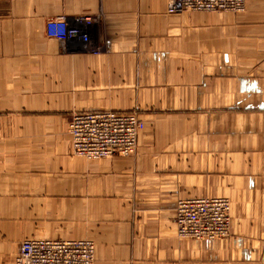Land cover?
Masks as SVG:
<instances>
[{"label":"crops","instance_id":"crops-1","mask_svg":"<svg viewBox=\"0 0 264 264\" xmlns=\"http://www.w3.org/2000/svg\"><path fill=\"white\" fill-rule=\"evenodd\" d=\"M250 11L0 0V264L26 239L92 240L95 264H264V15ZM99 13L88 43L46 34L52 17ZM138 109L136 154L73 155L72 112ZM194 197L231 200L228 238H178Z\"/></svg>","mask_w":264,"mask_h":264},{"label":"built area","instance_id":"built-area-1","mask_svg":"<svg viewBox=\"0 0 264 264\" xmlns=\"http://www.w3.org/2000/svg\"><path fill=\"white\" fill-rule=\"evenodd\" d=\"M247 0H167L169 13L245 12ZM99 22L95 16H82L73 22L64 17L48 20L46 34L60 41L81 38L88 43L90 28ZM71 126L72 153L90 160L136 154L144 122L136 113L110 110L75 112ZM231 201L228 198L180 199L176 209L178 238L182 241H218L231 232ZM94 241L26 239L21 242L13 264H95Z\"/></svg>","mask_w":264,"mask_h":264},{"label":"rangeland","instance_id":"rangeland-1","mask_svg":"<svg viewBox=\"0 0 264 264\" xmlns=\"http://www.w3.org/2000/svg\"><path fill=\"white\" fill-rule=\"evenodd\" d=\"M248 1V4H247V7H246V10H245V13L247 12V11H249V9H251V11H250V13H249V16H253V15H255L256 13H257V6H255V4H258L259 3V1H262V3L264 4V0H247ZM244 13V12H243ZM248 13V12H247ZM247 13L245 14V15H247ZM182 14H186V13H182ZM216 14H218V13H216ZM216 14H212V15H215V16H219V15H216ZM241 15H239V16H244V14H242V13H240ZM258 15H257V17H259V16H262V15H264V13L263 12H258L257 13ZM168 15V14H167ZM238 14H228L227 16H230V17H228L227 19H231V22L230 23H235V22H237V23H239L240 21H241V19L237 16ZM169 16H172V15H170L169 14ZM82 17V16H81ZM53 18V17H52ZM95 18L98 20V22L99 23H101L102 21H103V19H104V15H103V13H99V14H97V15H95ZM51 19V18H50ZM50 19H48V20H50ZM76 20H78V19H76ZM75 21V20H74ZM47 23H48V21H47ZM47 23H46V26H47ZM99 23L97 24V25H99ZM89 37V36H88ZM107 111V110H106ZM110 111H113V110H110ZM75 112H86V111H74V112H72L71 114H70V116L68 117V118H66V121L64 122V123H62V127H66V129L64 130L65 132H66V134H68L69 135V137H70V139H71V141H72V138H71V135L69 134V133H71V126H72V124H73V115H74V113ZM118 112H127V113H136L138 116H139V118L141 119V120H143V118H142V113H141V109H138V110H132V111H118ZM67 125V126H66ZM1 130H4V129H1V125H0V131ZM0 142H1V139H0ZM37 142V141H36ZM40 142H42V140H40ZM47 142V141H46ZM51 151V155L53 156L54 154H53V149H51L50 150ZM138 151V150H137ZM137 153V152H136ZM0 158H1V156H0ZM53 160V159H52ZM0 162H1V160H0ZM231 233V232H230ZM211 242H213V241H211Z\"/></svg>","mask_w":264,"mask_h":264},{"label":"bare ground","instance_id":"bare-ground-1","mask_svg":"<svg viewBox=\"0 0 264 264\" xmlns=\"http://www.w3.org/2000/svg\"><path fill=\"white\" fill-rule=\"evenodd\" d=\"M145 128H146V126H145V124H144V126H143V128L141 129L142 131H144L145 130ZM141 131V132H142ZM141 132H140V134H139V136L141 135ZM72 144V143H71ZM72 147V146H71ZM138 148H139V144H138V146H137V149L135 150V152L138 150ZM74 155V154H73ZM75 156V155H74ZM75 157H77V156H75ZM78 158H80V157H78ZM112 158H114V156H108V157H104V158H102V159H97V160H94V159H91V161H96V162H100V161H104V160H108V159H112ZM83 159V158H82ZM84 160H86V159H84ZM87 161H90V160H87ZM194 198H199V197H194ZM224 198H227V197H224ZM229 199V198H228ZM230 200V199H229ZM231 201V200H230ZM232 203V202H231ZM231 213H232V204H231ZM95 243V242H94ZM96 245V244H95Z\"/></svg>","mask_w":264,"mask_h":264}]
</instances>
